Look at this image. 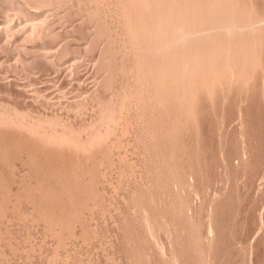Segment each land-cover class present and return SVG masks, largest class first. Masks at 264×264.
<instances>
[{
  "label": "rangeland",
  "instance_id": "1",
  "mask_svg": "<svg viewBox=\"0 0 264 264\" xmlns=\"http://www.w3.org/2000/svg\"><path fill=\"white\" fill-rule=\"evenodd\" d=\"M0 264H264V0H0Z\"/></svg>",
  "mask_w": 264,
  "mask_h": 264
}]
</instances>
